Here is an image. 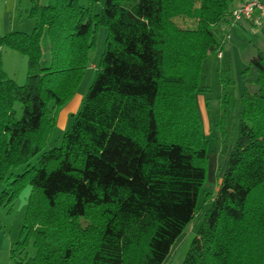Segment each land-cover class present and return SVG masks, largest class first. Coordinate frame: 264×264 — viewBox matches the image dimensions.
Instances as JSON below:
<instances>
[{"label":"trees","instance_id":"obj_1","mask_svg":"<svg viewBox=\"0 0 264 264\" xmlns=\"http://www.w3.org/2000/svg\"><path fill=\"white\" fill-rule=\"evenodd\" d=\"M98 1L28 0L32 30L0 35V206L30 187L10 249L15 259L32 243L22 264H162L207 179L195 93L227 36L230 0H105L95 13ZM99 26L93 79L60 144L45 149ZM3 48L26 57L24 83L3 70ZM251 69L224 172L181 264H264V50Z\"/></svg>","mask_w":264,"mask_h":264},{"label":"rangeland","instance_id":"obj_2","mask_svg":"<svg viewBox=\"0 0 264 264\" xmlns=\"http://www.w3.org/2000/svg\"><path fill=\"white\" fill-rule=\"evenodd\" d=\"M104 1L99 0L94 4L93 11L95 13L101 10ZM80 3L87 5V0H80ZM13 20L14 27L18 31L30 32L34 26V20L27 16L26 10L22 6L19 10L17 9ZM106 34L107 29L104 26H99L95 44L88 54V65L76 90L79 95H82L83 91H87L93 79L104 48ZM246 57L245 54L241 57L236 56L235 59L231 58L229 63L220 59L215 52L203 60L199 88L195 97L202 128L208 141L207 179L198 198L196 216L175 239L162 264H181L190 241L201 223L202 213L209 204L205 200V193L213 194L216 191L220 177L224 172L228 154L236 138L239 112L242 109L240 95L247 85V78L255 76L252 69L243 72L248 63V60H245ZM255 88L254 84L248 86L250 90ZM61 112L60 107L56 112L55 127L45 149L58 146L63 131L68 127L66 124L62 127V123L59 121ZM35 161L36 157L30 162L34 163ZM20 169L19 167L14 171L19 172ZM29 191L30 187L25 186L11 207L0 206V264H22L18 262L20 258L25 255L33 256L35 253V248L29 242L23 252L15 256V259L10 257L12 245L20 238V226L23 223Z\"/></svg>","mask_w":264,"mask_h":264},{"label":"crops","instance_id":"obj_3","mask_svg":"<svg viewBox=\"0 0 264 264\" xmlns=\"http://www.w3.org/2000/svg\"><path fill=\"white\" fill-rule=\"evenodd\" d=\"M245 1L247 0H230L228 2V11ZM21 6L26 10L28 0H0V35L16 30L13 19L17 9L19 10ZM229 16L230 13L221 23V28L226 30L227 36L222 40L218 49L221 53L220 59L230 63L231 58L235 59L236 56L241 57L245 54L247 56L245 60H248L256 50H264V23L260 26H255L245 18L230 22L228 20ZM2 63L3 70L10 78L19 84L24 81L27 68V59L24 55L11 49L3 48ZM85 93L83 91L82 95H79L75 91L69 101L61 106L62 114H60L61 119L59 118V121H61L62 127L71 123L80 108Z\"/></svg>","mask_w":264,"mask_h":264},{"label":"built area","instance_id":"obj_4","mask_svg":"<svg viewBox=\"0 0 264 264\" xmlns=\"http://www.w3.org/2000/svg\"><path fill=\"white\" fill-rule=\"evenodd\" d=\"M231 21L242 18L249 20L253 25L260 26L264 23V0H247L230 11ZM221 57V53L217 52Z\"/></svg>","mask_w":264,"mask_h":264}]
</instances>
